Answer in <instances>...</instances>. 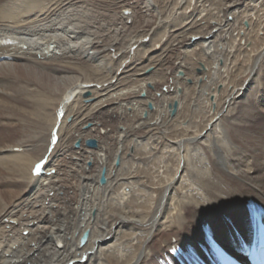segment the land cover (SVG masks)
Returning a JSON list of instances; mask_svg holds the SVG:
<instances>
[{"label":"bare ground","instance_id":"bare-ground-1","mask_svg":"<svg viewBox=\"0 0 264 264\" xmlns=\"http://www.w3.org/2000/svg\"><path fill=\"white\" fill-rule=\"evenodd\" d=\"M255 1L233 0L226 3V21L214 31L228 29L227 20L236 15L237 8ZM98 3V0H0V106L8 108L19 124L34 123V138L38 137L20 144L22 152L16 146L20 153L14 151L11 156L0 155V264H105L103 256L125 259V264H178V259L186 263L201 255L207 249L208 239L226 245L231 252H239L251 237L252 208L264 210V42H260L257 36L253 39L254 47L247 54L246 67L231 81L232 89L226 93L223 109L216 110L215 116L201 130L192 123L184 129L177 127L178 124H169L166 117L169 115L172 119L176 116L179 109L177 101L170 104L173 106L177 102L174 115H171L168 105L167 111L164 108L154 122H149L143 116L146 110V115L152 110L148 109L150 102L146 100L145 110L140 111L139 117L148 122H139L136 126L118 125L116 133L119 134L113 151L99 145L97 136L87 137L97 140L96 148L91 149L85 145L88 139L73 141L70 133L82 134L81 130L89 123L92 125L86 127L90 129L88 132H95L98 123L93 128L91 126L96 114L103 109L119 107L118 118L121 119L130 106L126 104L128 100L123 104L120 101L124 95L131 93V89L122 91L119 75L104 84L94 83L97 80L87 83L83 75L89 69L99 77L103 71L107 72V77L113 75L106 54L111 58L123 54L129 56L134 47L141 46L154 27L159 25L158 8L152 0H114L111 5L119 8L118 12L106 22L104 17H99L92 10ZM261 4L264 6V2ZM261 4L255 8L258 9ZM137 10L144 15L140 22L136 17ZM149 15L153 16L150 18ZM260 27L255 31L256 35L260 34ZM137 28L143 36H133ZM210 31V36H214V31ZM202 52L204 56L215 52L212 41H202ZM220 56L214 58L216 66L208 74V84L197 88L196 94L203 96L207 86L218 85L215 80L222 71L218 65ZM147 70L137 76L145 77ZM146 83L142 84L140 94L145 92ZM151 87L148 84V89ZM179 91L178 95L181 94ZM41 93L51 97L61 96L57 120L53 118L46 123L38 118L32 122L22 113L23 107L36 102L31 100L33 96ZM77 97L83 99L88 107L69 126L70 132H66L63 142L60 139L57 142L54 132L59 125L62 127L66 111L75 105L73 100ZM139 97L142 98L141 95ZM110 98L117 101L109 104ZM146 126L151 128L150 131L164 134L169 130L192 133L174 138L169 143L167 137H163V143L172 144V152L178 156V168L172 178L166 179L169 175L163 174L158 180L161 185L157 183L158 186L151 189L162 188V194L156 200L154 192L149 195L148 205L153 206V211L148 217L139 218L124 211L102 218L105 203L110 200V191L120 184L127 185L122 181L130 178L129 175L125 177L128 171L121 172V169L129 148L134 147L135 142L126 141L131 138L139 145L136 131ZM213 126L221 135L213 134ZM70 136L73 142L68 146ZM203 137L211 145L208 150L210 155L203 153L207 167L196 169V165H190L189 158L182 153L192 144H200L204 152L206 148L200 142ZM77 141L79 148H74ZM31 147L34 149L29 153L40 151L38 158L34 159L28 153L27 148ZM4 149L12 152L1 145L0 152L3 153ZM85 153L89 154L87 158L82 156ZM90 160L97 166L96 172L92 171L93 168L87 169L91 165ZM39 161H42L37 164L41 166V171L36 174L35 164ZM199 164L203 165L202 162ZM102 171L106 180L104 184H100ZM181 173L185 174L188 182L183 183L182 179L179 182ZM195 196L201 200L196 201ZM126 198L120 193L117 197L119 205L122 206ZM167 207L172 209L170 218L165 216ZM124 230L129 233L123 234V240L117 242V237ZM141 230L145 231L142 239L139 237L143 234ZM85 232H88V238L81 245ZM137 238L142 240L141 246L137 254H132L127 240Z\"/></svg>","mask_w":264,"mask_h":264},{"label":"rangeland","instance_id":"rangeland-1","mask_svg":"<svg viewBox=\"0 0 264 264\" xmlns=\"http://www.w3.org/2000/svg\"><path fill=\"white\" fill-rule=\"evenodd\" d=\"M152 1L153 4H155V7L158 8L157 11L159 13V25L154 27L153 29L154 31H152L151 35L147 37L148 39L146 38L143 41V44H141V46L139 45L135 46L132 53L129 56L123 54V55H118L117 58L116 57L111 58V55L106 54V59L108 61V64H110V68L112 70L111 72L113 75L110 74L109 77H107V72L103 71L104 74L102 73L99 77L98 74L96 73L94 74L92 72V69L88 70L89 73L87 71L88 75L87 73L83 75L85 76L83 77V79H85L86 82L88 81L87 83H89L90 80L91 82L97 80L94 83H99V84H104L108 79H112L111 77H115L116 75H119L118 78L121 79L119 81H120L121 89L123 88L122 91H128L131 89V93L124 95V98H122V101H120V103L122 102L126 103V101L128 100L126 104L130 107H128V109H126V111L122 114L123 117L121 119L118 118L120 117L118 116L119 107H116L114 109L101 110L99 113L96 114L97 116H95V120H94L95 123L93 122V126H91L93 128L94 124L98 123L97 130L95 132H92V134L89 133L88 131L90 129L88 130V128H86V127H90V124L92 125V123H89L88 126L84 128V130L83 129L81 130L82 134L80 135L76 134L77 135L76 136L70 133L71 136H73V138L71 136L69 137L67 141L68 146H71L70 144H72V142L75 139H81L82 141L83 140L85 141L86 139H88L87 137L97 136L96 138L98 142L100 141L99 145L105 147L109 151H113V148L115 146V140L117 139L116 136L117 134H119L118 132L116 133L117 131L116 127L118 125L127 124L129 126L130 125L136 126L139 122L145 123L147 120L149 122H154L155 117L158 116L161 112H164V108H166L167 111V106L172 104L173 101L178 102L179 113L177 112L176 116H174V118L172 119L169 117V115L168 117H166V119H168L169 121V124H178L177 127L179 126V128L184 129L188 126L189 123H192L194 125H197L198 128L201 130L203 126H205L206 123L210 120V118L215 116L217 111L219 110L221 111L223 109L224 102L226 100L225 96H227L226 93H229L230 90L232 89L231 81H234L235 76L241 72L242 68L246 67L245 62H246L247 54L251 50V48L254 47L253 39H255V37L257 36V39L260 40V42H264V6H262L261 4L264 2L263 0H256L254 3L252 2L245 3V5L242 4V6L237 8L238 11L236 15L234 17L228 18L227 20L228 29L223 28L217 31L216 30L214 31V28L217 27L219 24L221 25L224 21H226L227 18L226 7L227 4L232 3L233 0H152ZM98 2L99 5L98 6L93 5L94 7L92 10H94L95 13L99 14L98 15L99 17H104L103 20L106 19L105 22L111 19V17L116 11L118 12L119 8L117 9V7L115 8L113 5H111L114 3V0H98ZM108 4L110 7L108 6ZM258 4L261 5L258 7V9H256L255 7L258 6ZM105 9L107 10L105 11ZM231 10H229V12H231ZM142 16H144L142 14V11L137 10L136 17L138 22H140V18ZM149 16L151 18V16L153 15H149ZM259 25L262 26L260 27V34L256 35L255 31L257 30V27ZM210 30L214 31L213 33L214 36H210L212 35L211 34L212 32ZM141 35L143 36V33L140 32L138 28L134 30L133 36L139 37ZM202 41H212V46L215 52L209 56H204L202 52ZM215 55L220 56V60H218L219 61L218 65L223 72L221 71L220 72L221 75L219 74V76L215 80V83L218 85L216 87H211V85L207 86V89L205 90L203 96H200V94H196V90L197 88L208 84L210 80L208 74L212 72L213 69L212 67L214 66L213 61L214 58L216 57ZM129 57H131V59ZM145 69H148L146 72L147 73L146 76L145 77L142 76V78L138 77L137 74L142 73ZM91 74L93 75V77L91 76ZM184 77L185 79L190 80L191 83H187L186 82L187 80L184 81ZM144 83L147 84V86L145 85V92L143 91L145 93V98H140L139 97L141 95L140 88H143ZM148 84L149 85L151 84L152 88L148 89ZM178 90L181 91L180 95H178ZM153 93L155 94V97ZM196 96L198 97L196 98ZM33 97L34 98H32L31 100L32 101L34 100L37 103L35 102L32 104V106L29 105L23 107V111H22V113H25L27 119H30L29 121L34 122L38 118L43 119V121H45L46 123L48 122V120L53 118L57 120L58 118L57 114L60 107L59 99H61L60 95L58 96L55 95L51 97L49 94L46 95L41 93V95L35 94ZM81 98L77 97L73 100V104H75L77 107L75 105H72L70 107L71 109H68L67 110L68 112L66 111L65 114L66 119L63 121L62 127H60L59 125V127L55 130L54 133H56L57 142L59 141V139L60 142H63L62 138L65 137L66 132H70L69 126H71L72 123L74 122V119H77L78 116L81 115V113H84L83 112L84 109L88 107L87 104H84L85 102ZM130 98H132L133 100ZM111 99L112 98H110L108 101L109 104H112L113 102L117 101L116 98H114L113 100ZM146 100H148L150 104L153 106L152 110L149 111L152 114L148 113L147 114L148 117H145L143 115L145 119L147 118V120L139 117L140 111L143 109L145 110ZM186 107L188 108V110ZM195 107L198 110V113L197 111L195 112L196 110ZM9 112L10 111L8 110V108L6 109L5 106H0V119H1L0 140L2 139V141L0 142L3 143V144L0 143V146L2 145L4 147H7V149L12 150V152L5 149L2 150L4 152L3 153L0 152L1 156L4 154H6L5 156H9V155L11 156L12 153L15 154V152L20 153L18 149H20L21 152L23 151V149L19 148L20 144L28 142V139L30 141L31 139L38 138V137L34 138V134H33L34 123L29 122V125L25 124L26 126L24 124L23 125L19 124L17 119L14 118L13 114L11 115ZM156 112H158V114H156ZM2 114L4 117L2 116ZM201 116H203L204 118L206 117V119H204ZM134 117L136 119H134ZM111 118L114 120H112ZM2 119H4L5 121ZM213 127H212L213 134H216L217 136L219 134L218 133L219 131H217L218 128L216 126ZM150 129L151 128L147 126L143 128L139 127L137 129L136 138L137 141L139 142V145L136 143L134 139H133L134 141L131 138L127 139L126 141L127 143L130 141L135 143H134V147L133 146L130 147L128 150L129 152H127L128 154H126L125 165L124 167L122 166L123 170L121 169V172L128 171L127 173L129 174H126L125 177L129 175L131 179L127 178L128 180L122 181L124 184L127 185L123 186V184H120L117 187L115 186L113 190L110 191V193L112 194L109 193L110 196L108 197L110 198V200L107 203H105L104 210L102 212L103 214L102 218L105 217L107 218L109 216H113L116 214H122L124 211H129L134 216L139 218L144 216L148 217L153 211L152 208L153 206L151 207L148 205V203H150L148 202L149 195L151 194V192H154L155 193L154 197L156 200L157 197L161 196L162 194V188L155 191L151 189L158 186L157 183L160 184L158 180L161 179V176L163 174H165V176H167V174L169 175L166 177V179L172 178L171 176L175 174L176 169L178 168V156L176 152H172V148H173L172 144L171 145L169 144L170 145L169 146L163 143V137L164 136L167 137V141H168L167 143H169V142H173L172 139L175 140L178 138H182V136L184 137L187 135L189 136L192 135V133L189 132V133L181 134L182 133L181 131L172 132V130H169L164 134V133H158L156 131H150ZM77 130H79V126L77 127ZM11 131H13V133H11ZM17 131L19 134L17 133ZM97 131L100 132V133L98 132L99 136L97 135ZM119 131H122V129H119ZM29 133H31V135ZM7 135L10 136V138ZM101 135L102 138H99L101 137ZM16 136L17 138L15 139ZM74 136H76L77 138ZM105 136L106 138H104ZM18 138L21 139L17 141ZM70 138H72L73 141ZM107 138L108 140L109 139L110 140L108 141ZM207 141L208 140L205 139V137H203L202 141H200L202 142L201 144H204L203 146H205L206 148L204 152L201 151L202 146L200 144H192V145H188V148L186 147L188 150L184 149V153H182L183 155H185L187 159L189 158L188 162L190 163V165L193 166L196 165V169H200L201 167H202L201 169H203L207 167L208 162H206V160L203 159V156L205 154L210 155L208 150L210 149L211 145H208V143H206ZM10 146L15 148H9ZM16 146H18L17 147L18 149L16 148ZM162 147L165 148L162 149ZM32 148L33 147L29 149L27 148L28 153L31 152L30 150H33L35 146L33 149ZM34 150H36V148ZM73 151L74 150H72V152ZM33 153H29V154L33 158L34 157L38 158L40 151H36ZM82 156L83 157L85 156L87 158L89 154L85 153ZM40 162L42 163V161H39L35 165L39 164ZM201 162L203 163V165L200 166L199 163ZM74 163L75 161L73 162V165ZM90 163L91 165L87 169L91 170L93 168L92 171L96 172L97 166H94L91 160ZM67 166L72 167L69 166V164ZM125 168L126 171L124 170ZM183 173H181L180 175L181 177L179 182L182 179L183 180L182 182L186 183L188 182V178L184 177L185 174ZM139 187L141 188V190ZM145 190L147 193L145 192ZM120 193H122L124 197H127L126 200L123 202L122 206L119 205V200L117 199ZM70 196L72 197L73 194L70 193ZM195 200L199 202L201 199L195 196ZM170 209L171 208L167 207L166 215H165L167 216V218H170L171 216L170 211L172 209L171 210ZM136 232L138 233L139 230H137ZM140 232L141 234L142 233L143 234L139 235V237L140 238L142 236L144 237L145 231L141 230ZM127 233H129V231L127 230H124L122 233H120V235L116 239L117 242H121L123 240L121 237L123 236V234H127ZM141 239L137 238V239L127 240V244H128L127 246H130L129 248L131 249L130 252H132V254H137V252H139L142 242ZM80 244H81V240H80ZM83 247L84 246H82V248ZM124 260L125 259H123V261L116 260V259L108 258L107 256L105 257L103 256V261H105L104 262L105 264L106 263L125 264Z\"/></svg>","mask_w":264,"mask_h":264},{"label":"water","instance_id":"water-1","mask_svg":"<svg viewBox=\"0 0 264 264\" xmlns=\"http://www.w3.org/2000/svg\"><path fill=\"white\" fill-rule=\"evenodd\" d=\"M188 83H190V81H188ZM152 88V87H151ZM180 92V91H179ZM141 97L142 98H145V93L141 94ZM169 109L171 110V115H174L175 112H176V108H177V102H174L173 106L172 105H169L168 106ZM148 109L151 110L152 109V106L150 104H148ZM145 117H147L146 113L144 114ZM79 141H77L74 145L75 148H79ZM85 145L88 147V148H96L97 146V142L93 139H88L85 141ZM106 182L105 180V177H104V171H102L101 173V177H100V184H104ZM87 238H88V232H85L83 235H82V238H81V244H85L86 241H87Z\"/></svg>","mask_w":264,"mask_h":264},{"label":"snow or ice","instance_id":"snow-or-ice-1","mask_svg":"<svg viewBox=\"0 0 264 264\" xmlns=\"http://www.w3.org/2000/svg\"><path fill=\"white\" fill-rule=\"evenodd\" d=\"M40 171H41V166L40 165H37L36 166V174H39Z\"/></svg>","mask_w":264,"mask_h":264}]
</instances>
